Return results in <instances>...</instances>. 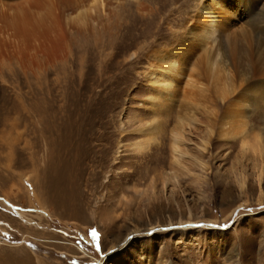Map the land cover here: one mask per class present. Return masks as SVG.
<instances>
[{"label":"rangeland","instance_id":"obj_1","mask_svg":"<svg viewBox=\"0 0 264 264\" xmlns=\"http://www.w3.org/2000/svg\"><path fill=\"white\" fill-rule=\"evenodd\" d=\"M206 1L46 3L68 56L41 80L37 38L0 34V264H264V0L210 1L219 51ZM173 49L160 95L148 71ZM229 111L242 135L218 132Z\"/></svg>","mask_w":264,"mask_h":264},{"label":"bare ground","instance_id":"obj_2","mask_svg":"<svg viewBox=\"0 0 264 264\" xmlns=\"http://www.w3.org/2000/svg\"><path fill=\"white\" fill-rule=\"evenodd\" d=\"M52 1L53 0H8L7 2L5 0H0V34L3 36L4 33H7L8 37L10 34L19 36V38L21 37L22 41L25 39V37L37 38L36 62L38 63L35 64H37V69L41 70L39 71L40 76L38 75L39 80L44 79L45 77L48 78L50 74L49 69L51 67L49 68L50 65L47 63H55L54 58L57 57H55V53H50L47 47L50 46L47 44H51L54 38L57 37V34H55L48 26L45 25V22L40 15L41 7L48 3V5H46V12H48ZM210 1L211 0H207L198 7L195 13L194 23L196 24L195 28L197 27L200 29V32L205 36L203 38L210 40L213 49L219 51L221 42H218V38L220 40L219 33L221 32V29L219 28L217 14L210 10ZM17 39L18 37L16 40ZM19 41L16 43H20ZM176 49L167 50L166 52L157 55L156 58L158 61L156 64H154V67L148 71V77L152 84L158 85L156 90L160 95H173L174 92L177 93L175 84L179 83V74H181L183 71V57ZM66 54L67 52L58 57L60 58L61 56H64L67 58L68 55ZM232 113L235 112L229 111L226 113L222 119L221 125L217 127L218 132L223 137H236L238 135H242L245 131V122L240 120H232ZM227 118L231 119L228 120ZM207 131L209 136L213 132L211 128H209ZM181 132V128L177 126L172 134V149L175 153H177L178 156L181 154ZM149 135L152 136L151 134ZM149 141V139L142 142L138 141L134 143V147L139 150L143 149L149 144ZM203 144L206 145L207 141H204ZM247 144L248 142L244 138L242 145L245 146ZM185 230L186 229H182L179 231V234L184 233Z\"/></svg>","mask_w":264,"mask_h":264},{"label":"crops","instance_id":"obj_3","mask_svg":"<svg viewBox=\"0 0 264 264\" xmlns=\"http://www.w3.org/2000/svg\"><path fill=\"white\" fill-rule=\"evenodd\" d=\"M2 255H5L2 252ZM41 260V259H38ZM4 264H35V262H33L32 258L30 256H22L21 258H18L17 256H4V260H3ZM39 264V263H37Z\"/></svg>","mask_w":264,"mask_h":264}]
</instances>
